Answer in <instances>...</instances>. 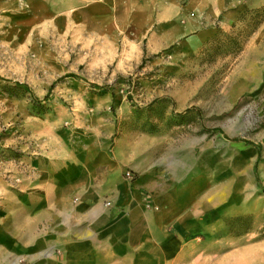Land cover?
<instances>
[{"label":"rangeland","instance_id":"rangeland-1","mask_svg":"<svg viewBox=\"0 0 264 264\" xmlns=\"http://www.w3.org/2000/svg\"><path fill=\"white\" fill-rule=\"evenodd\" d=\"M64 6L0 0V184L16 190L67 164L100 171L150 147L168 161L216 156L213 234L261 239L264 9L225 21L195 52H150L123 33L93 34Z\"/></svg>","mask_w":264,"mask_h":264},{"label":"crops","instance_id":"crops-1","mask_svg":"<svg viewBox=\"0 0 264 264\" xmlns=\"http://www.w3.org/2000/svg\"><path fill=\"white\" fill-rule=\"evenodd\" d=\"M39 1L64 4L93 34L123 33L150 52H195L225 21L264 9V0ZM258 50L262 74L264 43ZM170 156L137 149L100 171L67 164L16 190L1 183L0 264H264V238L238 243L213 234L216 156ZM229 240L235 244L218 245Z\"/></svg>","mask_w":264,"mask_h":264},{"label":"trees","instance_id":"trees-1","mask_svg":"<svg viewBox=\"0 0 264 264\" xmlns=\"http://www.w3.org/2000/svg\"><path fill=\"white\" fill-rule=\"evenodd\" d=\"M216 36H217V35H216ZM72 75H73V74H66L65 76H72ZM9 87H10V86H9ZM15 88H19V87H17V86H13V89H15ZM32 98H33V100L38 101L37 98H35V96H32ZM261 238H264V235H262Z\"/></svg>","mask_w":264,"mask_h":264},{"label":"built area","instance_id":"built-area-1","mask_svg":"<svg viewBox=\"0 0 264 264\" xmlns=\"http://www.w3.org/2000/svg\"><path fill=\"white\" fill-rule=\"evenodd\" d=\"M126 175H127L128 177H130V176H131V174H130L129 172H127V173H126ZM107 204H108V203H107Z\"/></svg>","mask_w":264,"mask_h":264}]
</instances>
